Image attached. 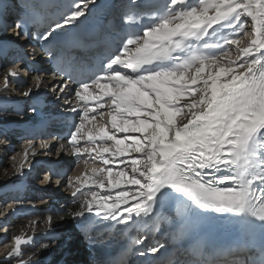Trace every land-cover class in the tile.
Masks as SVG:
<instances>
[{"label":"snow or ice","instance_id":"obj_1","mask_svg":"<svg viewBox=\"0 0 264 264\" xmlns=\"http://www.w3.org/2000/svg\"><path fill=\"white\" fill-rule=\"evenodd\" d=\"M55 4L56 0H29L16 27L25 37L30 35V25L37 27L35 38L56 61L53 78L63 77L52 89L57 97L67 94L74 82L77 85L72 99L65 100L67 114L75 118L60 139L67 140L77 162L90 158L102 165L74 180L68 176L71 169L54 167L51 176L43 178L41 186L52 184L55 176L60 178L57 186L67 178L73 188L72 203L78 207L69 208L65 215L83 219L95 213L102 221L121 224L135 216L143 230L134 238L137 245L165 224L170 227L178 222L187 232L194 207L254 217L264 227V0H168L167 10L152 26L127 38L113 21L121 20L125 29L139 22L148 14L141 0H120L112 20L101 15L91 27L79 30L75 26L97 0H68L67 11H61L58 20L53 15ZM3 11L0 6V16ZM249 18L250 29L246 27ZM70 26L74 30L66 31ZM222 29L227 30L222 39L203 42ZM249 34L241 46L240 37ZM116 35L122 38L118 47ZM101 50L107 55L103 73L74 81L64 71L68 65L88 67ZM233 50L235 59L230 58ZM78 52L95 55L89 59ZM162 61L171 65L155 63ZM30 71L40 74L33 77V86L23 96L38 97L47 87L44 70L33 64ZM19 75L9 69L0 91H7L11 79ZM197 92L198 100L184 99ZM105 109L108 119L98 126L97 115L103 117ZM6 110L0 104V111ZM36 110L35 104L29 107L33 113ZM179 115L184 119L178 121ZM27 143L31 146L32 142ZM41 147L47 149V142ZM33 166L25 169L21 163L14 175L22 176ZM18 206L23 204L9 206L12 213ZM28 207L35 209L36 205ZM47 210L52 214L45 221L32 222L46 223L47 231L26 240L20 235L12 237L14 244L0 256V264H40L37 252L49 245H40L27 259L22 245H34L41 235L52 232L55 211ZM7 235L5 228L4 240ZM250 239L245 258L235 254L216 264H253V257L264 253V239ZM164 248L156 240L137 255L172 264L161 255ZM175 264L189 262L177 260Z\"/></svg>","mask_w":264,"mask_h":264},{"label":"bare ground","instance_id":"obj_2","mask_svg":"<svg viewBox=\"0 0 264 264\" xmlns=\"http://www.w3.org/2000/svg\"><path fill=\"white\" fill-rule=\"evenodd\" d=\"M141 3L143 5H145V7H164L167 10V6H168V0H141ZM56 9L58 10H62L63 12L67 11L68 8V0H56V4L54 6ZM120 7V0H118V4H116L114 10L112 11L115 12V10L117 8ZM111 13V14H112ZM110 14L109 16V20H112V15ZM113 23L116 25L117 23V19L113 21ZM7 25H10V22H5V26L1 27L0 26V89L3 88L4 85V74L9 70L12 69L14 71H18L19 74L20 71H27V79H24L22 77L20 78H14L11 79V86L12 87H8L7 91H0V104L3 105V108L7 109L6 111H0V122H9V125H6L5 128H0L4 130V134H0V140L3 143V141L6 143V145H4V147H6L7 149L11 150H16L18 149L19 151H21V154H19V157L17 158L16 161H1L0 164V182L3 180H6L8 177H10L13 172L14 169L18 166V164L20 163V161L23 158L22 155V151L25 150L26 147V142L24 143L23 146H20L18 144L15 145V143H17V141L14 143V145H12V142L15 141L16 135L18 133L20 134H29V135H38V140L42 141L41 144L43 143V141L47 142V140H49V138H51L52 136L49 134H45L42 133L40 129H34L33 126L35 125L34 123H32L33 126H28V130L26 131H22L21 127H25V126H21L20 124L25 120V119H30L31 117H33V112L29 111V100L26 99V97L23 96V91L26 90V88L33 86L34 84V80L33 77H35L37 74L35 72L30 73V67L28 66V62L29 61H37L40 60L41 61V66L44 67L46 66L45 62H42V60H44L46 57L45 54L40 55V52L37 51V49L35 47H29L30 43L29 42H21L19 43V48L15 47L14 42L13 41H18L15 40L11 35H9V33L6 32L5 27ZM59 31V30H58ZM227 31V30H226ZM217 34H219V32H217ZM215 35L216 37H219V39H222L223 37L219 36V35ZM224 34V33H223ZM207 39V38H206ZM207 43H214L213 41H207ZM27 47V48H26ZM5 50L9 51V53H13L15 54V56H19V55H23L22 57H20L19 59L16 60L15 65L12 66V61L8 58L5 57L3 58V55L5 53ZM39 58V59H38ZM236 58V57H235ZM235 58H231V59H235ZM32 75V76H31ZM21 76V75H19ZM224 76V75H223ZM18 79V80H16ZM223 79H221V81H223ZM45 83H47V81L45 80ZM48 92H52L50 87H47L46 90L43 91V89L39 92L38 97H41L42 95L46 94ZM90 91H95V90H90ZM73 89L69 88L67 90V94H61L59 100L53 104V106H47V110H52L54 111H67V105H65V100H71L73 95H74ZM49 96V95H48ZM47 96V97H48ZM3 97H17V98H24V102H23V106L22 109L19 110L18 113H15L13 111L14 105L9 101V102H3L2 98ZM48 99L50 100L51 98L48 97ZM189 100V99H188ZM56 107V108H55ZM107 112V110L105 109V113ZM100 116V115H98ZM182 115H179L177 117V120H183L184 118H180ZM23 119V120H21ZM42 122L44 121V117L41 118ZM20 123V124H19ZM105 122H100V125H103ZM31 124V123H30ZM48 125V124H46ZM27 128V127H26ZM53 130H57L56 127H52ZM63 133V131H61ZM31 137L33 138L34 136H25L26 139H31ZM52 140V139H51ZM44 142V143H45ZM40 145V144H39ZM55 145H56V141L51 142L49 144V146L47 147V149L44 148H40L37 151H35L36 155H33L34 152V147H26L27 148V155H30V158L28 157L27 159L24 160V163L27 165H29L28 163V159H30L31 161L35 158V157H39L42 154L47 153L48 151L51 152V150H56L55 149ZM64 147L66 149H68L70 152L69 154L66 156V158H63L62 160H65L67 158L68 161L74 160L72 154H71V148L68 146L67 141L66 144L64 145ZM14 148V149H13ZM55 153V152H54ZM91 161H89V160ZM83 160V159H82ZM86 160V159H85ZM88 164H86L87 166L90 165L93 166L94 168H99L102 165L93 159L87 158ZM4 163V164H2ZM13 165H16V167L14 168ZM98 165V166H97ZM39 168H41L40 166H38ZM91 169V168H90ZM59 170H62L59 169ZM28 177V181L32 182L31 180H38V184H40L41 186V179L42 176L39 174V171L37 172L35 168H32V171L29 172V174L27 175ZM58 179H60L58 177ZM65 180L61 179L60 181V185L61 182H63ZM50 186V190L47 191L45 189H41L39 187H34L33 185L30 186L31 188H33V194L31 195H27L25 193H23L22 195H20L18 198H14L13 196L17 194L16 191L13 190H5L8 191L7 193L9 194V197L7 198V200L4 203H8V206H15L17 204H23V206H18L17 211L15 213H12L11 209L9 211V213L7 214V219H0V224H4L3 227L7 228L8 230V234L11 237V247L13 246L12 244L14 243V240L12 239V237L16 236V235H20L22 237V239L26 240L27 237L29 235H35L36 232H46L47 231V225L44 222H40L36 225H33V221H45L46 217L50 213L47 209L51 208L53 211H55V225L54 228L52 230L51 233H58L61 239H64L67 241V244H70L68 247V252L64 249L61 250L60 253L57 254V252L60 250V244H58V242H60V240H57L56 242H49V239L46 235H41L37 240L36 243L34 245L32 244H28V245H22V248L24 250V259H27L28 256H30L33 252H37V249L40 248V245L42 244H48L49 247L46 249H41L39 252H37L36 258L39 259L40 264H92L93 261L91 259H86L84 260V256L87 254V252L89 251L90 248V244L87 240L84 239V231L86 229L89 228L90 225H88V222L90 219L94 218V223L96 224V226H93V228H97L99 224H102L104 221H102L100 218L96 217L95 213H91V214H86V218L83 219H79V218H72L71 216L65 215V213L67 212V210L69 208L76 210L78 205H74L72 203L71 200V196L66 195L65 192H60V191H55L56 189L59 188V186H53V185H47ZM46 186V187H47ZM43 187V186H41ZM53 188H55V190H52ZM101 192H103L104 190H100ZM32 199H36L38 203L36 204H42L40 207L38 205H36L35 209H31L28 207V205H32ZM2 205V204H1ZM211 216V212L209 209H205L203 211V213L200 215L201 220H205L208 219ZM62 217V218H61ZM107 221H112L111 219L107 220ZM132 227H137V230L140 231L142 228L140 227V221L139 218L137 217H133L132 221L128 222ZM104 224V223H103ZM103 227V225H102ZM1 229V228H0ZM96 231V229L92 230V234ZM1 232V230H0ZM161 231H159L160 233ZM158 233V234H159ZM1 240V239H0ZM53 241V240H52ZM62 241V240H61ZM63 242V241H62ZM55 243V244H54ZM54 244V245H53ZM1 242H0V253L2 252L4 247H1ZM10 249V247L7 249V251ZM50 249H52L51 253H50ZM7 251H3L2 254H0V256H3L4 253H6ZM81 255L76 257V253H80ZM67 252V253H66ZM239 255L240 258H244L242 256V254L240 253L239 250L234 251L227 260H231L233 258V255ZM179 260V256L176 258V261ZM175 261V262H176ZM179 261H188L186 258L184 260H179ZM12 264H15V261L12 262ZM190 264V263H189Z\"/></svg>","mask_w":264,"mask_h":264},{"label":"rangeland","instance_id":"obj_3","mask_svg":"<svg viewBox=\"0 0 264 264\" xmlns=\"http://www.w3.org/2000/svg\"><path fill=\"white\" fill-rule=\"evenodd\" d=\"M246 27L249 28V29L251 27L250 18H249V24L246 25ZM8 32H9V30H8ZM225 32H226V30H224V29H222L219 32L220 35H221V37L224 36ZM210 36H212V34H209V36H207V37H210ZM249 38H250V34H249V36H243L242 35L240 37V39L242 41L241 46H244V42H246ZM5 57H8L12 61L11 62L12 63V66L15 65L16 59H15V57H14V55L12 53H9L7 51L5 53ZM235 57H236V53L233 50L232 53H231V57L230 58H235ZM224 63H225V66H228L227 61H225ZM15 67H16V65H15ZM209 70H211V69H205L206 72L209 71ZM193 71H194V69H193ZM20 73H22V74H20L21 76H19V78L22 77L24 79H27V77H28L27 71H20ZM223 78H225V77L222 75L221 76V79H223ZM8 87H12L11 84H9ZM201 87H202V85H201ZM48 97L53 98V94H50ZM199 98H200V93L199 92L193 94L192 96H187L186 95L184 97V99H189V100H191V99H197L198 100ZM55 99H56V97H55ZM180 118H184L183 115ZM107 119H108V117H107V112H106L103 117L97 115V120H96L95 123L99 126L100 125V122H105ZM52 121H54V120H52ZM5 124H7V123L0 122V128H3L5 126ZM16 138L17 139L12 142V145H14V143L17 141V143H15V145L18 144L20 146H23L25 142L27 143L28 141H31L32 142L31 143V147H34V152L41 148V142L42 141H39L38 140V137H33L31 139H26L24 136H21V134L18 133L16 135ZM44 142L45 141H43V143ZM4 145H6V143L4 141L2 143L1 140H0V164H1V161H16L17 158L19 157V154H21V151H19L18 149L15 150L14 148H13L14 150H11L10 151L6 147H4ZM26 147L28 148V147H30V145L27 143L26 144ZM26 147H25V150L22 151V155L24 157H25V151L27 150ZM13 157H14V159H13ZM27 157L30 158V155L29 156L27 155ZM68 159L69 158H67V159L64 160V162L61 165V168L62 169H71L68 172V176L71 177V178H73V180L76 177L81 176L82 174H85V173H89L90 174L91 173V170L94 168L93 166L90 167V165L89 166L86 165V164H88L87 159L86 160L85 159H83V160L81 159L79 162H77L75 159L74 160H71V161H68ZM89 161H91V160H89ZM2 164H4V163H2ZM52 190H55V188H53ZM55 191H60L61 193L62 192H65L66 195L71 196V192L73 191V188L70 187V186H68V180H67V178H65V180L63 182H61V185L59 184V188L56 189ZM31 202H32V205H35V203H38L36 199H32ZM7 204L8 203H4L3 204L2 198H0V219H5V220L7 219V214L10 211V207ZM36 205H38L40 207L42 204H36ZM3 225L4 224H0V228H1L0 229L1 230V232H0V239L3 241V242H1V245H2L1 247H4L3 250H2V252L3 251H7V249L9 247L11 248V245H10L11 244V237L9 236V234L7 235V239L6 240L3 239V234L5 232V227H3ZM7 233H9L8 230H7ZM54 237H55V239H49V242L52 243V242H56L57 240H60V242H58V244H60V248H59L60 250L57 252V254L60 253V251L61 250H64V249L68 252L69 251L68 250V247H69L70 244H67V241L66 240L61 239L58 233H56ZM51 251H52V249H50V253H51ZM2 252L0 254H2ZM75 255L77 257V256L81 255V253H78V254L76 253ZM84 259H86V256H84Z\"/></svg>","mask_w":264,"mask_h":264}]
</instances>
